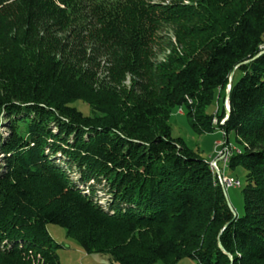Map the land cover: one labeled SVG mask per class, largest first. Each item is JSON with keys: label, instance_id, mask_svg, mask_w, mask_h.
<instances>
[{"label": "trees", "instance_id": "obj_1", "mask_svg": "<svg viewBox=\"0 0 264 264\" xmlns=\"http://www.w3.org/2000/svg\"><path fill=\"white\" fill-rule=\"evenodd\" d=\"M263 35L264 0H0V264H61L50 224L118 264H264ZM184 106L235 132L242 216L173 137Z\"/></svg>", "mask_w": 264, "mask_h": 264}, {"label": "rangeland", "instance_id": "obj_2", "mask_svg": "<svg viewBox=\"0 0 264 264\" xmlns=\"http://www.w3.org/2000/svg\"><path fill=\"white\" fill-rule=\"evenodd\" d=\"M104 1L114 3L116 0ZM152 1L156 3L169 4L174 0ZM158 37V42L162 46L157 48V53H159V59L162 60L164 59L165 54L160 49L164 48L165 50L170 42L175 43V32L170 25L164 24L159 29ZM261 48H263L264 50V35L262 38ZM242 75V72H236L234 82L237 83L241 79ZM127 85H130V80H128ZM73 106L84 112L86 115L90 114L89 106L82 101H77L73 104ZM217 109L218 103L216 101L213 105L208 107L206 111L209 114H214ZM225 109H229L228 99H226L225 101ZM170 125L172 126L173 137L183 138L190 148L199 150L200 156L204 160L210 162V167L213 163L217 162L218 167L222 169V173H224V175L233 176L239 178L242 181L241 188H225L234 215L242 216L244 214L243 188L245 186L246 171L242 166L237 167L235 170H231L230 168H228L232 156L237 154V150L236 152L234 150V153L230 154L232 152V148L235 147L236 149H242V146L237 142L235 132H231L229 134V138H226L222 131H216L214 133L208 134L194 133L191 129L190 118L187 114V108L185 106L182 108L174 109L170 119ZM6 131L7 128H5V126L1 124L0 133H6ZM223 155H225V157H223ZM2 160L3 158L0 155V163L2 162ZM225 164L228 165L225 166ZM213 174L217 177L216 173ZM74 177L77 178V175ZM99 197L101 199L100 202L106 205L109 196L100 193ZM48 229L55 241L62 245V247L58 249L61 264H118L111 261L110 257L108 256L99 254H87L75 239L67 236L66 229L54 224H50L48 226ZM185 261L191 262L190 259H185Z\"/></svg>", "mask_w": 264, "mask_h": 264}, {"label": "built area", "instance_id": "obj_3", "mask_svg": "<svg viewBox=\"0 0 264 264\" xmlns=\"http://www.w3.org/2000/svg\"><path fill=\"white\" fill-rule=\"evenodd\" d=\"M234 150L235 151L237 150V154L241 153L240 149L238 148L236 149L235 147H233L232 152L230 154L234 153L233 152ZM223 157H225V155H223ZM225 166H227V164H225ZM211 169L213 173L217 174L218 182L223 188L230 189V188H241L242 187V181L239 178L224 175V173H222V169L218 167L217 163H213L211 165Z\"/></svg>", "mask_w": 264, "mask_h": 264}, {"label": "water", "instance_id": "obj_4", "mask_svg": "<svg viewBox=\"0 0 264 264\" xmlns=\"http://www.w3.org/2000/svg\"><path fill=\"white\" fill-rule=\"evenodd\" d=\"M262 53H264V50H262L260 54H262ZM232 84H233V74H232V76H231L229 89L231 88ZM227 99H229V95H227ZM227 114H228V116H229V114H230V109H227ZM224 190H225V193H226V189H225V188H224ZM226 199H227V202H228L229 207L231 208V206H230V202H229V199H228V196H227V193H226ZM231 209H232V208H231ZM235 216H236V215H235ZM220 247L222 248V244H220Z\"/></svg>", "mask_w": 264, "mask_h": 264}, {"label": "crops", "instance_id": "obj_5", "mask_svg": "<svg viewBox=\"0 0 264 264\" xmlns=\"http://www.w3.org/2000/svg\"><path fill=\"white\" fill-rule=\"evenodd\" d=\"M179 264H197V263L192 261V260H191V262L190 261H185V259H184Z\"/></svg>", "mask_w": 264, "mask_h": 264}, {"label": "bare ground", "instance_id": "obj_6", "mask_svg": "<svg viewBox=\"0 0 264 264\" xmlns=\"http://www.w3.org/2000/svg\"><path fill=\"white\" fill-rule=\"evenodd\" d=\"M236 152V151H235ZM230 159V158H229ZM217 163V162H216ZM226 163H228V162H226ZM228 165V164H227Z\"/></svg>", "mask_w": 264, "mask_h": 264}]
</instances>
